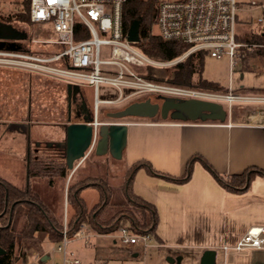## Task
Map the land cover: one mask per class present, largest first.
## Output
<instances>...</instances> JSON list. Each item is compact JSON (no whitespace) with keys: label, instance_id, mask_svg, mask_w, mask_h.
<instances>
[{"label":"crops","instance_id":"1","mask_svg":"<svg viewBox=\"0 0 264 264\" xmlns=\"http://www.w3.org/2000/svg\"><path fill=\"white\" fill-rule=\"evenodd\" d=\"M11 43L18 50L0 51H24L22 45ZM56 51L57 46L48 52L56 55ZM52 77L57 79V76ZM68 85L73 87L69 106L85 93L83 89L91 88L74 83ZM75 86L79 87L77 92ZM26 122L29 123V119ZM125 123L128 128L127 143L121 159L113 158L109 152L95 154L98 157L109 154L116 161L123 160L126 169L132 170L131 194L142 201L140 205L150 215H156L154 233L149 234L139 226L136 232L131 229L133 233L149 234L151 247L147 254L154 249V253L161 257L174 259L175 262L171 264H182L187 260L200 264L205 251L215 250L216 264H264V250L230 252L225 257L221 249L225 245H234L249 228L264 227V176H257L240 193L229 191L215 176L240 175L249 168L264 171V110L240 112L232 109L223 123H184L156 118ZM89 157L70 174L67 189L79 172L80 181L93 176L92 170L84 167ZM190 162L192 171L187 180ZM78 190L88 212L98 206L102 188L88 186ZM65 200L67 203V192ZM125 201L126 198L115 202ZM137 218L143 221L139 214ZM126 221L136 223L135 220ZM87 227L91 238L95 235L113 237L112 234L99 233ZM141 249L139 245L130 246L135 258L140 257L138 251ZM24 251L29 254L27 250ZM46 253L53 258L51 252L42 250L37 252V264Z\"/></svg>","mask_w":264,"mask_h":264},{"label":"rangeland","instance_id":"2","mask_svg":"<svg viewBox=\"0 0 264 264\" xmlns=\"http://www.w3.org/2000/svg\"><path fill=\"white\" fill-rule=\"evenodd\" d=\"M25 1L0 0L1 13L4 16H11L14 13L24 12ZM240 1L244 2L246 0ZM261 2L264 4V0H261ZM263 14V7L248 8L244 6L241 8L238 13L240 33L242 34L241 28L247 24H249L252 32H262L264 28L255 22ZM11 24L19 31H24L28 37L27 40L8 41L22 45L24 51H20V53L29 56L45 57L44 52L49 53L48 51H52L57 46L52 42L56 40V33L53 25L50 23L32 24L14 20ZM153 32L157 33L156 25L153 28ZM28 51H39L41 54L36 55ZM59 51H61V48L57 46V52ZM0 52L11 53V51ZM103 57L107 58L108 54L104 52ZM8 58L10 57L0 56V119H2L0 120V177L19 188H25L27 185L25 157L28 146L30 145L34 149L37 146L43 147L47 143L65 141V129L61 124L67 123V97L63 84L52 78L54 75L43 73L39 70L11 66L5 61L11 59ZM31 62L34 63L33 61ZM50 65H54V63ZM172 66H163V62H159V66L156 68L168 69L170 71ZM28 70H30V74ZM139 72L145 74L146 69L141 68ZM41 74H46L48 77L41 76ZM203 75L206 79L216 82L224 88L232 89V91L213 93L200 89H185L221 97L233 96L236 99L225 101L220 100L219 97L207 98L203 96L199 97V99L221 102L227 110L235 109L240 112L264 110V102H251L250 100L253 97L264 98V66L257 65L250 70L244 71L242 64L237 61L236 66L231 71L230 61L227 57L217 59L207 55ZM159 85L176 87L166 84ZM28 87L29 89L32 88L30 96L31 117L29 123L26 122L28 119L27 108L29 106ZM83 90L85 91L90 107L94 111V115L97 114L99 116V122L111 123L138 120L131 118L120 120L107 115L108 113L121 110L133 102L132 100L136 98V95L129 97L128 95L131 92L128 90L120 93L117 88L111 85L100 84L99 99L102 103L98 107H96L94 91L91 88H85ZM158 94L164 93L156 92V94H148L146 96H150L154 100ZM164 95L189 98L171 94ZM76 120L72 117V121ZM49 154L54 155L53 153ZM89 155L90 157L84 167L85 169H91L93 176L87 178L90 181L78 188L94 186L102 188L104 192L108 188L113 194L112 200L114 202L116 200L122 201L126 198V187L132 170L126 169L123 160L116 161L109 154L98 157L95 154V149ZM80 173L74 177L69 185L79 183ZM87 179H83L82 181ZM33 181L38 183L32 182V186L46 189L47 180L41 179ZM63 184L64 180L58 181L49 191L51 192L53 203L56 205V217L64 225L65 219H67L69 224L71 215L68 214V203L65 200L68 181H66V187H63ZM96 208L97 206L94 209ZM94 209L90 211L93 212ZM126 217L132 221L135 218L130 214H125ZM120 219L121 217L111 226L104 228L102 232L117 235L122 228L132 229L134 232L138 231V226L135 222L133 224L128 223L126 220L120 222ZM84 229L90 233L87 226H84ZM79 236L81 234L77 235L74 242L69 244L68 252H72L74 258L78 259L80 264H171L167 261L166 257L163 258L157 252L154 253V249L149 252V255L147 252L145 254L141 249V251H138L141 253L140 257L135 258L130 252V246L124 245L120 240H115L114 237L95 235L93 238L82 239ZM57 245L58 243L51 241L45 233H39L35 239L24 241L23 251L27 250L29 254L25 261L21 256L15 264H37V252L42 250H48L53 254V258L48 264L61 262L62 255L60 253H53ZM182 264H192V262L187 260Z\"/></svg>","mask_w":264,"mask_h":264},{"label":"built area","instance_id":"3","mask_svg":"<svg viewBox=\"0 0 264 264\" xmlns=\"http://www.w3.org/2000/svg\"><path fill=\"white\" fill-rule=\"evenodd\" d=\"M129 1L31 0V22L52 24L56 33V40L52 42L61 51L50 57L5 52H0V56L10 57V60L5 61L11 66L39 70L67 83L91 87L95 93L96 107L102 103L99 99L100 84L111 85L120 93L128 90L134 95L157 92L189 98L203 96L219 97L225 101L229 98L236 99L233 96L221 97L185 88L162 86L146 80L139 69L157 67L159 62L145 55L137 43L128 40L127 33L124 32L123 11ZM244 6L264 9L261 0H157V34L165 41H177L190 46L182 57L163 63V66L174 65L192 52L204 50L213 58L227 57L232 71L239 59L240 49L247 46L238 41L241 34L238 13ZM255 23L264 28V14ZM77 25L80 27L77 28ZM104 52L108 54L107 58L103 57ZM56 61L57 66L50 65ZM65 61L71 67L65 66ZM250 100L264 102V98L260 97ZM94 116L97 127L100 122L97 114ZM79 234L82 239L92 237L84 226L78 231L71 229L65 219L62 240L53 251L62 255V261L53 264H80L73 253L68 252L69 244ZM113 237L127 246L139 245L145 254L151 247V238L145 232L133 233L122 228ZM221 249L225 257L230 252L264 250V227L249 228L234 245H225Z\"/></svg>","mask_w":264,"mask_h":264},{"label":"trees","instance_id":"4","mask_svg":"<svg viewBox=\"0 0 264 264\" xmlns=\"http://www.w3.org/2000/svg\"><path fill=\"white\" fill-rule=\"evenodd\" d=\"M30 3L31 0H26L25 11L14 13L11 16H4L0 9V22L11 24L12 21L17 20L22 23H32L30 20ZM156 16L157 0H130L124 6L123 11L124 32H128L133 21L139 20L141 40L136 45L140 50L158 62L175 61L187 53L190 46L177 41H165L160 35L154 33ZM79 27L80 25H77V28ZM241 29L242 34L238 36V41L247 45L242 47L239 52L238 61L242 64V69L245 71L257 65L264 66V30L254 33L249 24ZM30 53L41 54L39 51H30ZM53 54L44 52L45 57H50ZM207 55L208 53L204 50L192 52L185 59L174 64L170 71L148 66L146 67V73L142 76L146 80L157 84L200 89L213 93L228 92V88H224L204 77L203 70ZM63 64L71 67L68 61L63 62ZM54 65L57 66V61L54 62ZM28 71L30 74V70ZM41 76L46 77L47 75L41 74ZM56 80L61 82L65 89L67 117L69 85L58 78ZM31 90L32 88L29 89L28 87V119L31 117ZM83 95L86 97L85 93ZM62 126L66 130L67 125ZM25 167L27 172V185L25 188H19L0 177V248L5 250V254L0 255V264H15L21 256L25 260L27 254L23 251L24 241L35 239L39 233H45L51 241L56 243L62 240L63 223H60L56 217V205L53 203L49 190L56 182L63 180V187H65L71 174L66 163L65 141L47 143L43 147L37 146L34 149L29 145L25 157ZM191 171L192 163L190 162L188 164L187 180L190 178ZM215 176L229 191L240 193L244 191L245 187L248 188L257 176H264V171L249 168L240 175L224 177L215 174ZM41 179L47 180L46 189L32 186V182L38 183L33 180ZM132 180L131 174L126 187L125 202H114L112 200L113 194L106 188V192L101 190V201L93 212L87 211L78 190V187L90 180L87 179L78 184L69 185L67 189L68 214L71 215L69 227L78 231L81 227L87 225L93 230L103 233L102 230L111 226L119 217H121V222L128 219L125 218V214H130L135 217L134 220L137 226L143 227L149 234L154 233L157 222L156 215H150L149 211L140 205L142 201L137 200L131 194L130 185ZM105 200L106 203L103 205ZM13 205L15 206L11 210ZM98 210L99 212L94 216V213ZM137 214L142 217L143 221L138 220Z\"/></svg>","mask_w":264,"mask_h":264},{"label":"water","instance_id":"5","mask_svg":"<svg viewBox=\"0 0 264 264\" xmlns=\"http://www.w3.org/2000/svg\"><path fill=\"white\" fill-rule=\"evenodd\" d=\"M140 21L132 22L127 38L130 42L139 43ZM27 34L19 31L12 24L0 22V50H18L13 43L7 41L27 40ZM6 44H8L6 46ZM243 76V75H242ZM73 87L68 86L70 96ZM79 90L78 86L74 87ZM231 110H227L223 103L199 98H166L160 105L152 103L150 100L130 104L118 113L111 114L110 117L116 119L137 118L154 119L158 114L162 120L170 118L176 122H225L230 116ZM69 112V123L65 130L66 163L71 173H74L79 163H81L93 149L96 154L110 153L115 159H121L122 153L127 143V124L126 123H100L95 126V116L85 119L83 122H71ZM107 200V198H106ZM106 200L104 204L106 203ZM15 205L12 206L13 210ZM5 254V250L0 248V255ZM51 259V254L43 255L38 263L46 264ZM217 252L207 250L204 252L200 264H216ZM167 261L174 263L175 260L168 258ZM180 262V259L177 260Z\"/></svg>","mask_w":264,"mask_h":264},{"label":"flooded vegetation","instance_id":"6","mask_svg":"<svg viewBox=\"0 0 264 264\" xmlns=\"http://www.w3.org/2000/svg\"><path fill=\"white\" fill-rule=\"evenodd\" d=\"M7 43H9V42L7 41ZM148 94H156V93H139V94H135L136 96L132 93L129 94L128 95L129 97H132V96L136 97V98L133 97L135 99H133L132 100L133 102L130 104L137 103V102H145V101L150 100L152 103H157V104L161 105L165 101L166 98H170V97L177 98V99H186V98H182V97H174V96H169V95H164V94H158L157 97L154 98V100H153L152 97L146 96ZM130 104H128L127 106H129ZM123 109H121V110H123ZM121 110H118V111L113 112V113H108L107 115L110 117L111 114L118 113ZM69 112L71 113L70 114L71 115V122H83L85 119H89V118L93 117L92 107H90L87 97H85L83 94H81L79 97H77L75 100H73L71 102L70 106H68L67 123H63V124H61V126L67 125L69 123ZM72 117H74L77 120L72 121ZM111 118H113V117H111ZM155 118L156 119H162L160 114H158ZM97 119L99 121V116H97ZM114 119H116V118H114ZM123 119H130V118H122L120 120H123ZM131 119H137V118H131ZM168 120H170V118ZM125 122L126 121H123L122 123H125ZM111 123H121V122H111ZM102 124H109V123H102ZM95 153H96V149H95Z\"/></svg>","mask_w":264,"mask_h":264},{"label":"bare ground","instance_id":"7","mask_svg":"<svg viewBox=\"0 0 264 264\" xmlns=\"http://www.w3.org/2000/svg\"><path fill=\"white\" fill-rule=\"evenodd\" d=\"M233 99L232 98H229L227 101H232Z\"/></svg>","mask_w":264,"mask_h":264}]
</instances>
